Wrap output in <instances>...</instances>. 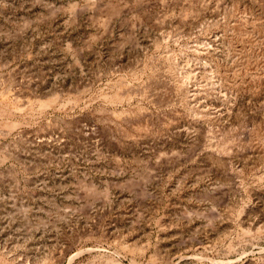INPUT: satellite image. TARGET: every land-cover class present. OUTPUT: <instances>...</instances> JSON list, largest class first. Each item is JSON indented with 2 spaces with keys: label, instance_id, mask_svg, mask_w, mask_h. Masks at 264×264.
Returning a JSON list of instances; mask_svg holds the SVG:
<instances>
[{
  "label": "rangeland",
  "instance_id": "obj_1",
  "mask_svg": "<svg viewBox=\"0 0 264 264\" xmlns=\"http://www.w3.org/2000/svg\"><path fill=\"white\" fill-rule=\"evenodd\" d=\"M240 47L264 0H0V264H264Z\"/></svg>",
  "mask_w": 264,
  "mask_h": 264
},
{
  "label": "bare ground",
  "instance_id": "obj_2",
  "mask_svg": "<svg viewBox=\"0 0 264 264\" xmlns=\"http://www.w3.org/2000/svg\"><path fill=\"white\" fill-rule=\"evenodd\" d=\"M235 36L239 39L241 38H247L248 41L251 43L252 39V33L251 30L248 31L246 26L243 23H239L237 27L234 29ZM254 38V37H253ZM245 40V39H244ZM255 40V39H254ZM254 43V41H253ZM256 50V49H255ZM254 49H246L245 47L236 48L237 53L240 55L241 58H244L243 63H245V66L243 63H241L244 68H255L260 65H264V58L259 53L255 52ZM183 82V79H182ZM181 82V84H183Z\"/></svg>",
  "mask_w": 264,
  "mask_h": 264
}]
</instances>
